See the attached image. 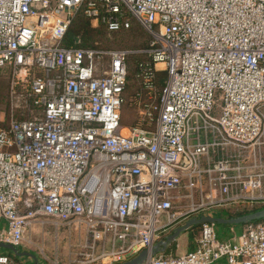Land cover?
<instances>
[{"label":"built area","instance_id":"built-area-1","mask_svg":"<svg viewBox=\"0 0 264 264\" xmlns=\"http://www.w3.org/2000/svg\"><path fill=\"white\" fill-rule=\"evenodd\" d=\"M79 12L108 34L136 19L148 48L63 45ZM135 52L148 59L126 126ZM0 72V242L73 224L66 264H120L191 218L264 206V0H0ZM31 106L41 114L17 116ZM169 244L141 264H264V218L227 240L201 223L181 254ZM10 256L0 250V264Z\"/></svg>","mask_w":264,"mask_h":264},{"label":"rangeland","instance_id":"rangeland-1","mask_svg":"<svg viewBox=\"0 0 264 264\" xmlns=\"http://www.w3.org/2000/svg\"><path fill=\"white\" fill-rule=\"evenodd\" d=\"M145 35H142L139 37L136 36H129V34H123L121 32L113 33V34H105L101 35L99 37L103 45L108 46H114V47H125V48H139L145 43ZM2 80L1 85L7 86V81L5 78H1ZM0 93V121L5 120L4 119V108H5V101L3 100V96L6 93L4 87H2ZM6 96V95H5ZM216 108L213 110V113H218L219 108L218 104L220 103L219 99V92L216 93ZM28 116H31V113H28ZM123 124V123H122ZM124 124H129L128 122H124ZM128 126V125H126ZM233 209L229 210L230 213H234V209L242 208L240 206H233L231 207ZM244 209V208H242ZM214 216H220V213L217 210H214L211 212ZM247 224V223H246ZM246 224H237V225H225V224H216L215 225V231L217 233V237L219 239L227 240L234 236V234H237L241 231L242 227ZM199 224L187 229L186 231L181 232L175 239V243H171L168 245L167 249H170L171 252L176 254H181L186 252L188 249H191V245L193 243V239L197 235V228ZM32 234H31V241L32 243L30 245H22L18 246L17 250L19 252H26L30 255L26 256H15L6 249H0L1 251L5 252L6 254L11 255L10 257L13 259V261L16 264H34L35 260L37 264H53L52 261L55 259V253L58 254V262L60 264H66V256L68 254V238L71 239V241H74L77 238L76 231L77 228L75 225H71V234H68V227L62 226L58 227L57 235L52 231L51 226L45 225V233L44 236H42L41 231L39 230V224L32 225ZM82 231V230H81ZM173 242V241H172ZM177 244V246H175ZM43 246V247H42ZM56 247V252H55ZM211 264H226L225 259L218 260L216 262H213Z\"/></svg>","mask_w":264,"mask_h":264},{"label":"trees","instance_id":"trees-1","mask_svg":"<svg viewBox=\"0 0 264 264\" xmlns=\"http://www.w3.org/2000/svg\"><path fill=\"white\" fill-rule=\"evenodd\" d=\"M123 34H129V36H136L138 35L141 37L142 35H145V43L140 46L139 48H125V47H112L108 45H103L101 42L102 40L99 39L101 35L108 33L104 29L103 26L99 25L96 27H92L89 19L81 12L77 13L75 17L73 18L71 24L69 25L67 32L62 40V44L68 47H99V48H113V49H129V50H143L148 48L149 43L151 41V36L144 30V28L140 25V23L134 19L131 18V23L129 28L119 31ZM118 33V32H115ZM114 33V34H115ZM113 34V33H111ZM148 57L143 53L135 52L133 54H130L127 59L128 64V74H127V84L124 89V102L121 106V114H120V121L123 123V125H132L137 117V110L128 104L129 98L136 93L140 89L139 81L136 77L137 73V64L140 61L147 60ZM0 77L5 78L7 81V86L1 85L2 80H0V93L2 87H4L6 93L3 96V100L5 101V108H4V119L3 121H0V125L5 126L7 125V117L9 113V104H8V88H9V77L3 73L0 72ZM165 82V71L158 70L156 71V87L157 90H161L164 86ZM6 95V96H5ZM30 111L31 114H41L42 108L39 106H31ZM30 112H17V116L19 118H27ZM124 122H128L129 124H124ZM264 206H258L251 209H244L241 211H236L234 213L220 211V217H232L237 216L246 212L254 211L256 209H259ZM216 224H214L215 226ZM217 234V233H216ZM223 240V239H221ZM5 253V252H4ZM9 255V254H8Z\"/></svg>","mask_w":264,"mask_h":264},{"label":"water","instance_id":"water-1","mask_svg":"<svg viewBox=\"0 0 264 264\" xmlns=\"http://www.w3.org/2000/svg\"><path fill=\"white\" fill-rule=\"evenodd\" d=\"M264 218V207H261L259 209H256L254 211L246 212L237 216L232 217H220V216H210V215H201L196 218H191L187 220L184 224L176 227L174 231L167 236V238L162 241L156 243L151 250H142L138 255L135 257L124 261L120 264H141L148 256L154 255L160 251H164L167 244L174 241L176 237L183 231H186L187 229H190L198 224L208 222L212 224H225V225H237V224H246V223H252L257 222L259 220H262ZM0 249H6L12 252L15 256H23V255H30L26 252H19L16 247H14L11 244L2 243L0 242ZM36 260H35V263Z\"/></svg>","mask_w":264,"mask_h":264}]
</instances>
